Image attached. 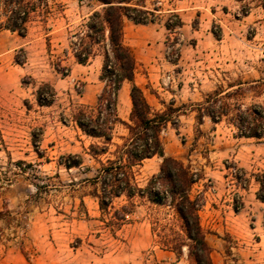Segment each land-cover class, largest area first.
I'll list each match as a JSON object with an SVG mask.
<instances>
[{
  "label": "rangeland",
  "instance_id": "374dc122",
  "mask_svg": "<svg viewBox=\"0 0 264 264\" xmlns=\"http://www.w3.org/2000/svg\"><path fill=\"white\" fill-rule=\"evenodd\" d=\"M24 2L36 7L26 35L0 29V264H193L167 204L120 196L101 212L94 197L98 162L114 159L128 137L115 125L107 153L95 157L90 146L100 148L102 140L71 121L78 107L95 106L103 88L102 58L79 65L69 48L70 35L100 7L94 0ZM129 3L153 20L124 21L134 81L151 113L170 119L159 135L164 155L199 176L190 197L200 205L211 263L264 264V203L252 178L264 172V136L245 138L236 128L237 116L264 112V0ZM174 15L186 27L176 28ZM42 84L54 91L50 106L36 102ZM129 88L123 83L117 98L126 124ZM68 156L81 164L65 169ZM160 163L154 157L134 169L138 187ZM174 241L182 243L179 253L169 247Z\"/></svg>",
  "mask_w": 264,
  "mask_h": 264
},
{
  "label": "trees",
  "instance_id": "16d2710c",
  "mask_svg": "<svg viewBox=\"0 0 264 264\" xmlns=\"http://www.w3.org/2000/svg\"><path fill=\"white\" fill-rule=\"evenodd\" d=\"M99 10L92 11L80 28L69 37L70 54L79 65H86L95 57L102 58L99 80L103 88L96 99L95 106L78 107L71 116L75 127L85 136L102 140V147L90 146L95 157L104 155L112 142L114 126H125L128 137L124 144L116 146L114 159L98 162L100 168L92 179L99 185L94 194L101 212L107 210L112 200L125 196L145 197L150 203L167 204L178 216L182 233L187 240L188 258L193 264H212L210 248L207 245L199 222V202L190 197V189L199 180L197 173L190 171L177 160L163 153L160 132L170 119L163 113H151L142 90L135 84L136 61L130 48L124 43V21L146 25L153 22L147 11L130 5V0H94ZM3 21L0 29L24 37L30 14L35 12V5L24 0L5 1ZM176 28L182 27L178 15ZM167 30L173 29L169 24ZM55 70H61L59 64ZM127 83L131 110L126 124L117 115L118 93ZM54 91L48 84H42L36 91V102L39 106H50L54 100ZM248 114L237 116L236 128L240 136L261 139L264 136V112L260 108L257 119L248 120ZM157 157L161 159L159 171L152 176L143 188L135 182L134 169L141 167L143 161ZM79 156H68L63 164L65 169L78 167ZM257 186L256 199L264 203V172L252 174ZM246 182V180H244ZM236 210V209H235ZM121 211H124V207ZM118 219L119 212H114ZM123 216L120 217L123 220ZM264 229V214L262 221ZM173 252L179 253L182 243L174 241L169 244Z\"/></svg>",
  "mask_w": 264,
  "mask_h": 264
},
{
  "label": "crops",
  "instance_id": "0c3cea01",
  "mask_svg": "<svg viewBox=\"0 0 264 264\" xmlns=\"http://www.w3.org/2000/svg\"><path fill=\"white\" fill-rule=\"evenodd\" d=\"M184 27H186V25H182V27L180 28V29H182V28H184ZM154 157H152L151 159H146L145 161H150V160H152ZM144 162V161H143Z\"/></svg>",
  "mask_w": 264,
  "mask_h": 264
},
{
  "label": "bare ground",
  "instance_id": "6f19581e",
  "mask_svg": "<svg viewBox=\"0 0 264 264\" xmlns=\"http://www.w3.org/2000/svg\"><path fill=\"white\" fill-rule=\"evenodd\" d=\"M124 93H125V92H124ZM126 93H127V92H126ZM126 93H125V94H126ZM121 96H122V95H121Z\"/></svg>",
  "mask_w": 264,
  "mask_h": 264
}]
</instances>
